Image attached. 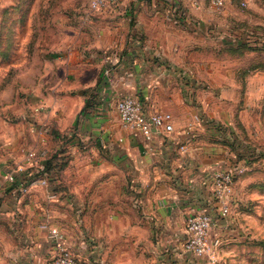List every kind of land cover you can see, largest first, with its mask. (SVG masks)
<instances>
[{
    "label": "crops",
    "instance_id": "0c3cea01",
    "mask_svg": "<svg viewBox=\"0 0 264 264\" xmlns=\"http://www.w3.org/2000/svg\"><path fill=\"white\" fill-rule=\"evenodd\" d=\"M202 3L71 5L73 34L48 55L55 64L43 82L27 88L30 110L10 121L0 107V263L52 264L57 247L43 223L64 233L82 264L199 262L183 247L185 216L206 210L217 225L211 171L235 162L237 123L264 105L261 55L234 54L241 39L216 35ZM125 94L147 114L169 111L173 131L145 139L124 128L116 101ZM34 146L54 157L46 184L26 155Z\"/></svg>",
    "mask_w": 264,
    "mask_h": 264
},
{
    "label": "rangeland",
    "instance_id": "374dc122",
    "mask_svg": "<svg viewBox=\"0 0 264 264\" xmlns=\"http://www.w3.org/2000/svg\"><path fill=\"white\" fill-rule=\"evenodd\" d=\"M86 2L0 0V86L7 82L0 89L2 117L12 121L20 111L30 110L27 88L43 82L42 75L55 64L48 61V55L67 41L66 35L73 34L65 24L76 12L71 5ZM202 4L201 12H205L208 0ZM209 10L214 14L209 17L217 21L213 28L216 35L233 44L241 39L234 54H258L264 61V41L260 39L264 36V0H224L223 8ZM220 43L215 44L217 50L226 45ZM219 56L224 58L217 61H228L227 56ZM247 115L243 123H237L232 139L234 159L239 158L243 170L232 183L229 213L218 217L210 232L211 238H218L215 254L211 259L200 256L196 264H264V105L254 106Z\"/></svg>",
    "mask_w": 264,
    "mask_h": 264
},
{
    "label": "built area",
    "instance_id": "2783aa9c",
    "mask_svg": "<svg viewBox=\"0 0 264 264\" xmlns=\"http://www.w3.org/2000/svg\"><path fill=\"white\" fill-rule=\"evenodd\" d=\"M121 0H87L89 9H101L112 2ZM192 5H198L199 0H187ZM211 9L220 10L224 6V0H208ZM43 105L39 102L34 106L33 111L37 112L42 109ZM116 110L121 125L131 131L141 134L145 139H150L154 129L159 131L171 132L174 127L172 124V115L169 111H154L146 113L143 110L141 101L129 94L119 97L116 101ZM33 129H37L36 124H32ZM187 131V130H186ZM188 132V131H187ZM181 149H185V144H180ZM46 151L43 149L31 147L26 151L28 159L34 161L38 168L43 165L46 158ZM243 167L240 161H235L227 166L216 167L211 171L212 193L218 201L219 215L225 216L229 213L230 198L233 195V181L237 175L242 172ZM10 181H15V176L10 173L7 175ZM40 184H46L45 177L38 179ZM19 189L27 191V186L23 181H19ZM213 216L206 210L187 214L184 219L185 239L183 247L196 256L208 257L211 259L216 251L218 238H211V228L213 225ZM41 227L49 230V236L53 238L57 247V252L53 258L52 264H82L68 250L64 233L56 226H50L46 223ZM2 264V263H0Z\"/></svg>",
    "mask_w": 264,
    "mask_h": 264
},
{
    "label": "trees",
    "instance_id": "16d2710c",
    "mask_svg": "<svg viewBox=\"0 0 264 264\" xmlns=\"http://www.w3.org/2000/svg\"><path fill=\"white\" fill-rule=\"evenodd\" d=\"M231 50H233V51H237L236 50V48L235 47H232L231 48ZM32 54V53H31ZM30 54V55H31ZM7 84V82H3L2 84H1V86H0V89L3 87V86H5ZM46 159V161L44 162V160ZM44 160H43V165H42V167L41 168H38L37 167V173H39L40 175H42L41 177H44V170H46L47 169V167H48V165L50 164V163H52V161L54 160V157H46ZM235 161H240L239 160V158H236V160ZM234 162V161H233Z\"/></svg>",
    "mask_w": 264,
    "mask_h": 264
}]
</instances>
